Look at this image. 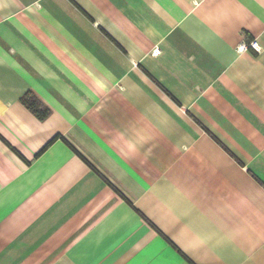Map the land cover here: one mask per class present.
Returning a JSON list of instances; mask_svg holds the SVG:
<instances>
[{
    "label": "crops",
    "instance_id": "obj_1",
    "mask_svg": "<svg viewBox=\"0 0 264 264\" xmlns=\"http://www.w3.org/2000/svg\"><path fill=\"white\" fill-rule=\"evenodd\" d=\"M0 264H264V0H0Z\"/></svg>",
    "mask_w": 264,
    "mask_h": 264
},
{
    "label": "built area",
    "instance_id": "obj_2",
    "mask_svg": "<svg viewBox=\"0 0 264 264\" xmlns=\"http://www.w3.org/2000/svg\"><path fill=\"white\" fill-rule=\"evenodd\" d=\"M246 49H252L258 53H261L262 51V48H261V45L259 44V42L257 40H254V41H251L249 43H241L240 45L237 46V52L238 53H242L243 51H245ZM160 51L158 49H156L154 51V54H159Z\"/></svg>",
    "mask_w": 264,
    "mask_h": 264
},
{
    "label": "trees",
    "instance_id": "obj_3",
    "mask_svg": "<svg viewBox=\"0 0 264 264\" xmlns=\"http://www.w3.org/2000/svg\"><path fill=\"white\" fill-rule=\"evenodd\" d=\"M23 102L28 104V97L23 98ZM39 115L41 118H45L47 116V112H42Z\"/></svg>",
    "mask_w": 264,
    "mask_h": 264
}]
</instances>
